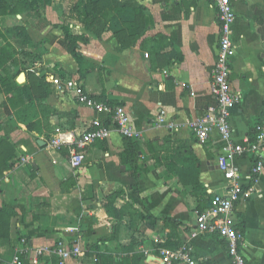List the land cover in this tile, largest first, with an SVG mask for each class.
I'll return each mask as SVG.
<instances>
[{
	"label": "crops",
	"instance_id": "1",
	"mask_svg": "<svg viewBox=\"0 0 264 264\" xmlns=\"http://www.w3.org/2000/svg\"><path fill=\"white\" fill-rule=\"evenodd\" d=\"M111 2L141 10L129 18L138 25V31L128 32V37H137L134 42L128 38L131 44H119L108 25L90 30L66 17L64 2L43 6L38 19L24 14L0 19L20 60L16 81L30 85L36 96L11 110L0 93V264H96L97 251L116 253L129 244L144 253L146 264H162L159 250L166 242L167 219L177 224L178 239L191 248L195 260L230 264L225 241L195 230L196 214L228 188L217 167L225 142L213 134L207 145H200L191 127L205 109L215 106L210 93L219 41L215 6L211 0ZM230 2L235 12L230 84L240 95L230 126L233 140L244 144L251 129L264 125V0ZM65 31L84 40L77 44L79 65L64 49ZM159 38L169 46L152 64L141 44ZM53 77L76 82L100 103L123 107L132 138L123 137L106 113L81 104L73 92L59 90ZM40 104L50 107L48 128L38 112ZM93 121L109 128L108 139L87 146L83 164L73 167L69 146ZM129 141L138 146L134 165L120 158ZM153 141L169 142L171 150L158 152V162L147 148ZM177 149H190L197 161L175 156ZM234 163L247 187L250 159ZM250 187L235 208L244 236L241 251L247 264H264V148L262 171ZM116 193L119 197L110 207L108 198ZM125 205L157 219L155 229L143 224L131 229L127 216L116 218L112 209ZM130 235L139 240L128 241ZM59 243L78 247L79 255L61 260L44 253L35 258L37 250ZM154 244L156 252L146 249Z\"/></svg>",
	"mask_w": 264,
	"mask_h": 264
},
{
	"label": "built area",
	"instance_id": "2",
	"mask_svg": "<svg viewBox=\"0 0 264 264\" xmlns=\"http://www.w3.org/2000/svg\"><path fill=\"white\" fill-rule=\"evenodd\" d=\"M211 1L215 6L219 26L217 59L210 86V93L215 101V106L205 109L191 127L200 145H207L213 134L225 142V147L217 156V167L227 182L228 188L224 194L213 196L209 207L196 214L195 230L198 235L218 236L225 241L230 264H247L241 251L244 236L238 230L235 208L242 199L251 193L250 186L256 183L262 171L264 125L256 127L254 141L247 139L244 144H238L232 138L231 114L240 103V95L231 89L230 84L234 57L231 26L235 19V12L230 0ZM52 83L61 91L73 92L81 104L97 112L106 113L123 137L132 138L133 132L128 126V116L123 107H110L94 100L74 81L53 77ZM109 132L107 126L98 121H93L89 128L70 144L68 157L70 164L73 167L82 165L85 160L84 151L86 147L96 140H107ZM54 144L56 145L55 142ZM242 158H248L251 161L247 187L240 183V170L234 163L235 160ZM44 253L65 260L77 257L80 250L78 247H69L59 243L51 248L37 250L35 258L43 256ZM159 257L162 264H201L200 261L194 259L191 248L186 245L173 250L161 249L159 250ZM17 261L18 258H14V262Z\"/></svg>",
	"mask_w": 264,
	"mask_h": 264
},
{
	"label": "trees",
	"instance_id": "3",
	"mask_svg": "<svg viewBox=\"0 0 264 264\" xmlns=\"http://www.w3.org/2000/svg\"><path fill=\"white\" fill-rule=\"evenodd\" d=\"M51 3L52 2L50 0H46L47 5H51ZM81 4L82 11L77 16V19L87 29L91 30L99 26L104 28L108 25L119 44L122 46H124L127 42H130L128 38L133 42L136 40V36H134L135 38H133L132 35L128 37V32L134 33V31H138V25L129 18L135 14H141L140 9L129 6H115L111 0H81ZM40 9L38 0H17L15 3L0 0V19L2 17L23 14L29 18L38 19L42 15L38 16L37 14V11ZM83 41L84 40L80 37L73 36L65 31L64 49L75 59L78 65L82 62V59L78 53L77 44ZM168 46L169 44L163 38H159L158 40H147L141 44L142 50L148 53L152 64H156V56ZM173 56L177 57L176 55ZM19 66L20 60L17 57L16 51L10 42L7 41L0 28V93L6 97L11 110L20 109L27 103L36 99V96L32 93L30 85L26 83L19 84L16 81L19 74ZM38 112L41 115L42 123L46 128H48L47 123L50 107L40 104L38 106ZM257 125L248 133L249 141L255 140ZM29 128L31 129L32 126H29ZM1 142L2 140L0 138V143ZM147 148L153 159L157 162L159 160L157 156L158 152L171 151L169 148V142L166 141H163L161 144L155 141L150 142L147 145ZM173 152H175V156L181 155L185 157V159H183L184 161H197L190 149L186 150V152L183 149L173 150ZM59 153L63 156L68 155V152L65 149H60ZM137 153L138 146L129 141L125 151L120 154L122 163L134 165L137 160ZM118 197L119 194L117 195V193L109 197L108 205L111 207ZM109 210L111 211V209ZM112 210L114 216L119 220H122L124 216H127L129 219V227L131 229L136 228L139 224H143L145 228L154 230L158 223L157 219L145 216L134 210L129 205H125L119 210L114 208ZM164 228L168 230L164 249L173 250L182 246V243L179 241L177 236V224L173 220L167 219L164 220ZM95 257L96 264H145L144 253L136 252L133 244L122 246L116 253H110L109 251H97L95 253Z\"/></svg>",
	"mask_w": 264,
	"mask_h": 264
},
{
	"label": "rangeland",
	"instance_id": "4",
	"mask_svg": "<svg viewBox=\"0 0 264 264\" xmlns=\"http://www.w3.org/2000/svg\"><path fill=\"white\" fill-rule=\"evenodd\" d=\"M6 1L11 2V3H15L17 0H6ZM50 1L52 2L51 5H47L46 4V0H38V2L40 4V8H41L39 11H37L38 16H40L42 13H44V10L42 8L43 6H49V7H51L53 5H56V1L59 2V3L60 2H64L63 10H64V13L66 14V17H68V15H69V16H73L74 19H77V16L82 11L81 0H50ZM50 12H51V14L54 15L53 17H56V9L54 10V9L51 8ZM54 20L56 22V19H54ZM99 28H100V26H99ZM5 35L9 36L10 39L12 37L11 36V32H9V31L5 32ZM20 39L21 38H19V43L21 42ZM11 40L13 41V39H11ZM131 240H134V242L136 243L137 240H139V239H135V238L132 237V235H130V238H128V241L131 242ZM140 241H141V238H140ZM146 249H150V252H153V251L156 252L157 244L156 245L154 244L152 246H149Z\"/></svg>",
	"mask_w": 264,
	"mask_h": 264
}]
</instances>
